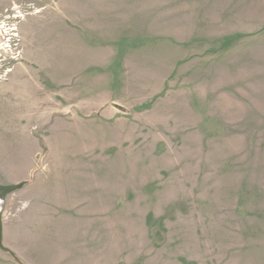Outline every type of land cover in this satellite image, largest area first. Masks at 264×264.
Segmentation results:
<instances>
[{
	"label": "rangeland",
	"instance_id": "rangeland-1",
	"mask_svg": "<svg viewBox=\"0 0 264 264\" xmlns=\"http://www.w3.org/2000/svg\"><path fill=\"white\" fill-rule=\"evenodd\" d=\"M20 183L0 264H264V0H0Z\"/></svg>",
	"mask_w": 264,
	"mask_h": 264
},
{
	"label": "water",
	"instance_id": "water-1",
	"mask_svg": "<svg viewBox=\"0 0 264 264\" xmlns=\"http://www.w3.org/2000/svg\"><path fill=\"white\" fill-rule=\"evenodd\" d=\"M25 186V183H20L16 185H0V249L4 252L13 256V253L10 250H7L3 246V208L2 205L6 202V199L9 195L16 193L17 191L21 190Z\"/></svg>",
	"mask_w": 264,
	"mask_h": 264
},
{
	"label": "crops",
	"instance_id": "crops-1",
	"mask_svg": "<svg viewBox=\"0 0 264 264\" xmlns=\"http://www.w3.org/2000/svg\"><path fill=\"white\" fill-rule=\"evenodd\" d=\"M69 213L67 211H65L64 215L68 218L69 216H72V214H73L74 217H75V215L78 214V212H75V211H72V214H71V210H69Z\"/></svg>",
	"mask_w": 264,
	"mask_h": 264
},
{
	"label": "trees",
	"instance_id": "trees-1",
	"mask_svg": "<svg viewBox=\"0 0 264 264\" xmlns=\"http://www.w3.org/2000/svg\"><path fill=\"white\" fill-rule=\"evenodd\" d=\"M14 258H17L14 254H13ZM18 260V259H17Z\"/></svg>",
	"mask_w": 264,
	"mask_h": 264
},
{
	"label": "bare ground",
	"instance_id": "bare-ground-1",
	"mask_svg": "<svg viewBox=\"0 0 264 264\" xmlns=\"http://www.w3.org/2000/svg\"><path fill=\"white\" fill-rule=\"evenodd\" d=\"M0 205H1V201H0Z\"/></svg>",
	"mask_w": 264,
	"mask_h": 264
}]
</instances>
